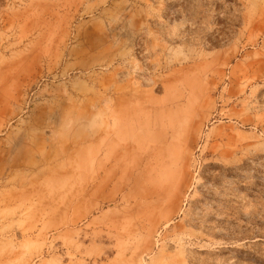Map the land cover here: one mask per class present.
Instances as JSON below:
<instances>
[{
	"label": "rangeland",
	"instance_id": "1",
	"mask_svg": "<svg viewBox=\"0 0 264 264\" xmlns=\"http://www.w3.org/2000/svg\"><path fill=\"white\" fill-rule=\"evenodd\" d=\"M0 264H264V0H0Z\"/></svg>",
	"mask_w": 264,
	"mask_h": 264
}]
</instances>
